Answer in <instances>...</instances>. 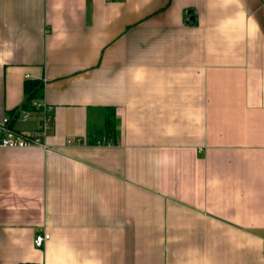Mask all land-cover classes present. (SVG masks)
I'll return each mask as SVG.
<instances>
[{
  "label": "crops",
  "instance_id": "crops-1",
  "mask_svg": "<svg viewBox=\"0 0 264 264\" xmlns=\"http://www.w3.org/2000/svg\"><path fill=\"white\" fill-rule=\"evenodd\" d=\"M33 80L0 264H264V0H0V137Z\"/></svg>",
  "mask_w": 264,
  "mask_h": 264
},
{
  "label": "built area",
  "instance_id": "built-area-1",
  "mask_svg": "<svg viewBox=\"0 0 264 264\" xmlns=\"http://www.w3.org/2000/svg\"><path fill=\"white\" fill-rule=\"evenodd\" d=\"M33 104L41 110V117L35 129L30 132H15L8 125V119L6 118L3 125L4 134L0 137V145L9 146H27L31 144H43L42 136L45 135L51 127L52 115L51 106L44 104L40 101H34ZM18 113L22 115V119H26L30 114L29 109L18 107ZM49 233L46 231H40L36 233L33 241L36 246H41L46 239L49 238Z\"/></svg>",
  "mask_w": 264,
  "mask_h": 264
},
{
  "label": "trees",
  "instance_id": "trees-1",
  "mask_svg": "<svg viewBox=\"0 0 264 264\" xmlns=\"http://www.w3.org/2000/svg\"><path fill=\"white\" fill-rule=\"evenodd\" d=\"M39 83L36 80L27 81L26 82V96L23 103L20 104L22 108L25 109H34L36 106L33 104L36 101V96H38L41 87L38 85ZM18 108L12 110V114L16 115L18 113ZM115 126V117H114V110L108 109L105 117V133L109 131H113ZM108 131V132H107ZM23 264H39V263H32L26 262Z\"/></svg>",
  "mask_w": 264,
  "mask_h": 264
},
{
  "label": "water",
  "instance_id": "water-1",
  "mask_svg": "<svg viewBox=\"0 0 264 264\" xmlns=\"http://www.w3.org/2000/svg\"><path fill=\"white\" fill-rule=\"evenodd\" d=\"M190 12H191V11H190ZM191 18H192V17L190 16L187 20L190 21Z\"/></svg>",
  "mask_w": 264,
  "mask_h": 264
}]
</instances>
